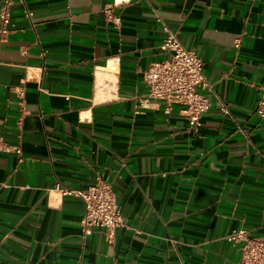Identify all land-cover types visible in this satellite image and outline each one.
I'll list each match as a JSON object with an SVG mask.
<instances>
[{
    "label": "crops",
    "instance_id": "1",
    "mask_svg": "<svg viewBox=\"0 0 264 264\" xmlns=\"http://www.w3.org/2000/svg\"><path fill=\"white\" fill-rule=\"evenodd\" d=\"M8 2L0 264H237L231 232L264 237V0ZM169 32L204 61L197 131L181 105L147 99ZM97 176L124 216L113 236L85 233L83 201L57 188Z\"/></svg>",
    "mask_w": 264,
    "mask_h": 264
},
{
    "label": "built area",
    "instance_id": "2",
    "mask_svg": "<svg viewBox=\"0 0 264 264\" xmlns=\"http://www.w3.org/2000/svg\"><path fill=\"white\" fill-rule=\"evenodd\" d=\"M110 13L111 9H107ZM10 3L0 11L1 33L5 34L10 22ZM161 47L169 56L149 64L144 71V81L148 86L147 99L163 102L169 112L173 104L181 105V113L189 126L198 130L202 115L209 110L212 102L201 90L210 87L204 74V61L194 50L183 46L176 34L169 32ZM261 97L257 106L258 115L264 119V83L261 84ZM20 95L24 94L22 88ZM222 109L228 112L223 106ZM13 150L20 153L19 146ZM63 196H73L83 201L85 214L81 225L85 233L94 227L105 228L110 236L124 224L122 209L117 203L116 194L110 182L97 176L93 183L84 189L57 186ZM234 243H241V258L237 264H264V237L249 236L245 230H233L229 235Z\"/></svg>",
    "mask_w": 264,
    "mask_h": 264
},
{
    "label": "bare ground",
    "instance_id": "3",
    "mask_svg": "<svg viewBox=\"0 0 264 264\" xmlns=\"http://www.w3.org/2000/svg\"><path fill=\"white\" fill-rule=\"evenodd\" d=\"M99 76H100V77H99V78H100V83H102V81H103V77H102L101 74H100Z\"/></svg>",
    "mask_w": 264,
    "mask_h": 264
}]
</instances>
